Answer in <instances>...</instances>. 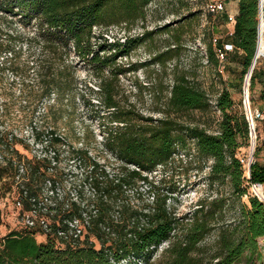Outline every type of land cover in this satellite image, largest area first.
Masks as SVG:
<instances>
[{"label": "trees", "instance_id": "obj_1", "mask_svg": "<svg viewBox=\"0 0 264 264\" xmlns=\"http://www.w3.org/2000/svg\"><path fill=\"white\" fill-rule=\"evenodd\" d=\"M153 1L0 0V71L16 72L13 60L25 51L21 94L32 117L38 112L42 119L31 123V129L43 146L42 155L28 157L17 148L20 143L28 149V143L0 129L1 196L16 192L24 220L21 229L0 238V264H264V201L247 193L237 156L251 140L241 100L236 105L227 89L219 92L215 106L221 118L217 131L210 132L180 120L190 111L211 107L206 92L185 72L173 79L164 107L158 109L160 117L142 113L123 89L121 76L151 61L165 64L176 50L167 48L140 63L118 62L156 32L129 34L144 21ZM260 13L264 17L260 0H238L233 31L217 43L220 48L226 42L233 45L243 76L258 47ZM120 26L128 35L104 36ZM207 50L213 60L211 44ZM72 53L87 65L96 88L85 83L78 92ZM251 77L252 84L255 74ZM259 97L264 101V88ZM80 99L97 106L112 165L100 163L86 147L71 145L65 130ZM63 155L86 167L74 197L58 191L64 181ZM208 160L209 185L226 182L236 198L247 195L229 220L224 219L229 204L223 196L198 199L188 213L178 215L170 201L173 191L164 188L169 169ZM251 180L264 184V164H252ZM27 214L33 225L26 223ZM76 226L81 230L77 236ZM37 235L44 239L38 241Z\"/></svg>", "mask_w": 264, "mask_h": 264}, {"label": "rangeland", "instance_id": "obj_2", "mask_svg": "<svg viewBox=\"0 0 264 264\" xmlns=\"http://www.w3.org/2000/svg\"><path fill=\"white\" fill-rule=\"evenodd\" d=\"M206 2L207 0H154L151 2L146 9L144 21H139L134 25L129 34L137 35L143 29H153L156 32L151 40L140 44L130 55L119 57L118 62L128 65L129 63L148 61L154 53L174 47L176 50L172 52V58L165 64L151 61L148 64L140 65L136 71L121 76L123 89L142 113L160 117L162 113L158 109L164 107L173 79L180 72H185L189 81L206 92L211 107L205 111H190L186 115H182L180 120L189 125H200L210 132H216L221 116L215 106V100L224 88L230 92L236 105H239L243 94L244 76L242 65L235 51L228 55L222 71L219 70V62L216 56L214 55L213 60L208 57V45L211 44L215 50L213 38L216 37L218 41L220 39L223 41L225 37L222 33H225L228 27L224 17L207 13ZM165 24H168L167 29L160 30L159 27ZM260 31H264V23L260 25ZM124 35H128L124 26L111 27L104 33L108 40L116 37L122 38ZM70 60L76 64V76L79 80L78 92L84 91L81 88L84 89L85 83L96 88L87 65L78 61L73 53ZM13 62L16 72L0 71V129L6 130L9 134H14L28 143V149L23 144H17L20 152L28 155V157L40 156L43 146L33 139L31 123L41 124L42 119L38 112L35 117H32L31 111L25 106L21 94L26 71L25 51L23 50V53H20ZM252 73L255 74V78L251 84L252 77H250L247 92L255 104L261 106L264 105V101L259 97L260 90L264 88V54L256 59ZM162 88L164 91L160 94L163 97L160 102L158 91ZM89 96L86 94V100ZM91 102L96 103L97 100L91 98ZM96 111L97 106L84 103L82 99L78 100L75 105L72 125L65 132L67 131L73 147H86L89 154L96 157L100 163L112 165L110 163H113V158L104 148L103 126ZM255 161L264 164V122L259 124ZM210 163L211 160L200 164L192 162L191 164H184L180 168L169 169L166 172L164 188L173 191V198L170 201L178 215L188 213L198 199H210L218 195L227 199V205H229L226 206L224 219L229 220L234 215L238 205L247 202V195L236 198L226 182L209 185L206 176ZM75 164L66 155L62 156L60 169L64 173V181L60 184L58 191L71 197H74L76 191L80 189L81 178L86 168L75 166ZM160 174L158 172L156 175L159 176ZM259 192L264 193L261 189ZM247 193H253L249 186H247ZM1 195L2 192L0 191V238L12 229H21L24 226L22 212L16 204V192L10 191L4 196ZM233 201L235 206L232 205ZM43 239V236L37 235L38 241ZM211 239V237L208 238V241ZM260 242L264 243V238L260 239ZM166 244L163 243L159 246L157 255Z\"/></svg>", "mask_w": 264, "mask_h": 264}, {"label": "built area", "instance_id": "obj_3", "mask_svg": "<svg viewBox=\"0 0 264 264\" xmlns=\"http://www.w3.org/2000/svg\"><path fill=\"white\" fill-rule=\"evenodd\" d=\"M225 10V4L223 0H207L206 2V11L209 14L212 15H218L222 13ZM228 21L229 22H235V16L228 15ZM264 23V17H262V14L260 13L259 16V26ZM215 48V54L219 62V70L222 71L225 67V62L228 58V54L234 50V47L231 43H224L223 46L217 47L218 38H213ZM256 57L254 58V60ZM254 63V61H253ZM250 67V70L245 74L244 76V82H243V94L241 98L240 108L242 112L244 113L246 120L249 124L250 133H251V140L250 144L248 146L240 148L237 156L239 161L243 165L244 169V178L246 179L247 185L251 188L252 192L257 195L262 201H264V198L260 197L258 190L261 189L262 192H264V184L260 182H254L251 180V167L252 164L255 162V152L258 145V136H257V127L258 124L261 121H264V105L258 106L252 101V98L248 95V81H250V77L252 75V66ZM17 206L20 207L21 203L19 201L16 202ZM34 215V213H31ZM25 221L29 225H33L34 220L30 214H27L25 216ZM42 225L44 228L47 227L45 222L41 220ZM77 228V226H76ZM80 229L77 228L75 230V236L80 234Z\"/></svg>", "mask_w": 264, "mask_h": 264}, {"label": "crops", "instance_id": "obj_4", "mask_svg": "<svg viewBox=\"0 0 264 264\" xmlns=\"http://www.w3.org/2000/svg\"><path fill=\"white\" fill-rule=\"evenodd\" d=\"M223 1H224V4H225V10L222 13L218 14V15L224 17L225 24L228 27V30H226L225 33H222V35L224 37H226V36H228V35H230L232 33L233 28H234V22H229L227 16L229 14L233 15V16H235L237 14V12H238V0H223ZM261 54H264V50H260L259 51V49L257 48L256 59L259 56H261ZM256 59L254 60L252 69L255 66Z\"/></svg>", "mask_w": 264, "mask_h": 264}, {"label": "bare ground", "instance_id": "obj_5", "mask_svg": "<svg viewBox=\"0 0 264 264\" xmlns=\"http://www.w3.org/2000/svg\"><path fill=\"white\" fill-rule=\"evenodd\" d=\"M258 49H259V51L264 50V31L259 32ZM258 193H259L260 197L264 198V193H260L259 190H258Z\"/></svg>", "mask_w": 264, "mask_h": 264}, {"label": "water", "instance_id": "obj_6", "mask_svg": "<svg viewBox=\"0 0 264 264\" xmlns=\"http://www.w3.org/2000/svg\"><path fill=\"white\" fill-rule=\"evenodd\" d=\"M264 6V0H260V7Z\"/></svg>", "mask_w": 264, "mask_h": 264}]
</instances>
